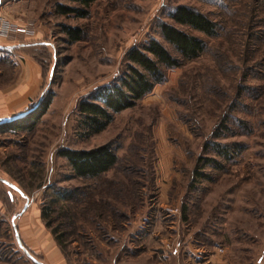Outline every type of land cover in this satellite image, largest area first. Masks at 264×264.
<instances>
[{"label":"rangeland","instance_id":"1","mask_svg":"<svg viewBox=\"0 0 264 264\" xmlns=\"http://www.w3.org/2000/svg\"><path fill=\"white\" fill-rule=\"evenodd\" d=\"M57 4L76 6L0 0V27L27 31L0 37L20 42L0 49V124L48 101L31 131H0V264H43L22 245L35 222L54 240L52 230L66 234L62 249L55 242L67 264H264V0H97L86 18ZM180 5L215 21L219 36L184 28L205 53L81 137L78 102L119 78L131 47L153 38L174 54L158 25L173 24L167 13ZM104 145L119 162L96 180L75 178L58 155ZM60 189L82 195L60 201Z\"/></svg>","mask_w":264,"mask_h":264},{"label":"trees","instance_id":"2","mask_svg":"<svg viewBox=\"0 0 264 264\" xmlns=\"http://www.w3.org/2000/svg\"><path fill=\"white\" fill-rule=\"evenodd\" d=\"M76 6L56 5V12L64 15H73L77 18L88 16V7L97 0H68ZM168 19L173 23L160 22L159 33L163 41L174 52L172 54L162 43L156 39H149L141 46L131 47L125 54V70L118 79L109 85L102 86L93 94L82 98L76 107L80 136L89 138L104 131L113 121L116 114L135 107L138 101L152 92L156 85L165 81V71L178 68L183 62L193 61L205 53L206 41L194 36L184 28L196 32L205 38H216L221 29L219 25L205 14L188 6L180 5L169 10ZM63 33L70 43L81 40L82 31L79 28L63 26ZM48 101L40 103L32 112L17 119H9L0 124V131H31L37 120L46 111ZM218 135V134H217ZM219 137V136H216ZM215 153L223 158H229L230 151L222 145L216 144ZM63 157L75 178L81 180H96L117 166L119 158L109 145L100 146L91 150L61 149L58 152ZM214 160L205 158L204 166L212 165ZM60 201H70L76 195H82L78 189L56 190ZM55 199L52 205L59 202ZM43 208L41 216L51 222L53 210L51 207ZM55 240L62 247L60 236L52 230ZM32 255V254H31ZM33 258L36 259L32 255Z\"/></svg>","mask_w":264,"mask_h":264},{"label":"crops","instance_id":"3","mask_svg":"<svg viewBox=\"0 0 264 264\" xmlns=\"http://www.w3.org/2000/svg\"><path fill=\"white\" fill-rule=\"evenodd\" d=\"M3 39H0V41ZM19 43L3 45L0 43V49L7 47L10 49L17 48ZM28 221V220H27ZM34 224V223H33ZM26 225V224H25ZM22 230V245L43 264H67L60 247L55 242L53 236L46 231L40 224L25 226Z\"/></svg>","mask_w":264,"mask_h":264},{"label":"built area","instance_id":"4","mask_svg":"<svg viewBox=\"0 0 264 264\" xmlns=\"http://www.w3.org/2000/svg\"><path fill=\"white\" fill-rule=\"evenodd\" d=\"M2 21L3 23H5L4 20ZM10 33L26 34L27 31H26V28H21V27H14V26L12 27L8 26L6 28L0 27V37H6L7 35L9 36Z\"/></svg>","mask_w":264,"mask_h":264},{"label":"water","instance_id":"5","mask_svg":"<svg viewBox=\"0 0 264 264\" xmlns=\"http://www.w3.org/2000/svg\"><path fill=\"white\" fill-rule=\"evenodd\" d=\"M28 257L31 258L35 263H37L36 260L30 254H28Z\"/></svg>","mask_w":264,"mask_h":264}]
</instances>
